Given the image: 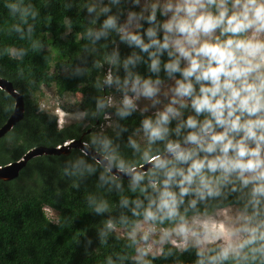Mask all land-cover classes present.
I'll use <instances>...</instances> for the list:
<instances>
[{"label": "clouds", "instance_id": "clouds-1", "mask_svg": "<svg viewBox=\"0 0 264 264\" xmlns=\"http://www.w3.org/2000/svg\"><path fill=\"white\" fill-rule=\"evenodd\" d=\"M0 4L5 31L39 49L33 0ZM78 10L91 15L77 59L92 61L74 74L96 72L95 106L79 117L103 123L69 148L62 172L97 174L85 198L108 213L99 244L124 239L102 264H185V252L190 264H264V0H78ZM15 51L0 55L21 59Z\"/></svg>", "mask_w": 264, "mask_h": 264}, {"label": "trees", "instance_id": "trees-1", "mask_svg": "<svg viewBox=\"0 0 264 264\" xmlns=\"http://www.w3.org/2000/svg\"><path fill=\"white\" fill-rule=\"evenodd\" d=\"M33 2L39 8L32 34L41 44L37 50L31 48L27 38L20 40L19 34L5 31L12 21L0 4V51L11 45L16 50L14 56L22 55L19 60L10 59L7 54L0 55V77L12 84L24 104L22 120L0 139V166L18 160L34 147H55L68 139H77L101 122L89 119L84 127L71 123L58 128L56 114L40 109L37 97L43 87H53L58 97L79 93V111L94 107L91 97L96 93L91 79L96 72L94 70L89 77L74 74L75 67L91 65V55L87 56L86 64L77 59L79 53L83 55L80 46L85 43L78 33L87 26L84 17L91 14L78 10V0ZM102 19L103 16L97 20V26ZM101 43H104L103 37L97 45ZM111 47L109 44L108 51ZM21 48L28 50L21 54ZM129 51L127 46L120 45L121 56ZM106 69L107 65L101 74ZM140 70L143 72V67ZM13 104V99L0 90V127L12 113ZM134 117L135 113L126 121L131 123ZM83 135L85 139L86 133ZM67 159L68 155L36 157L28 161L16 179L0 180V264H102L106 254L123 249L122 237L117 240L109 236L105 245L99 244L97 228L108 213L90 212L85 198L87 193L96 191L97 174L79 179L65 175L62 169L70 167ZM74 180L77 187L72 186ZM105 195L114 202L117 200L115 192ZM45 207L57 212L56 222L46 216ZM171 259L157 258L154 264H170ZM181 259L190 264L195 255L185 252Z\"/></svg>", "mask_w": 264, "mask_h": 264}, {"label": "water", "instance_id": "water-1", "mask_svg": "<svg viewBox=\"0 0 264 264\" xmlns=\"http://www.w3.org/2000/svg\"><path fill=\"white\" fill-rule=\"evenodd\" d=\"M0 90L4 91L13 99V109L10 116L7 118L5 123L0 127V139L3 138L11 129L23 118L24 104L22 96L13 88L12 84L7 80L0 77ZM89 132L87 130L85 133ZM83 133V134H85ZM79 138L74 139L72 144H64L63 146L55 147H44L37 146L27 152H25L18 160L12 161L4 166H0V180L1 181H11L19 176L21 170L26 166L28 161L33 158L44 156V155H68L69 148H75L80 145V140L83 139L84 135ZM62 145V144H61ZM99 159V157H97ZM147 168V165H145ZM115 172V169L112 170ZM123 175V174H121ZM123 179L127 180L124 176Z\"/></svg>", "mask_w": 264, "mask_h": 264}, {"label": "rangeland", "instance_id": "rangeland-1", "mask_svg": "<svg viewBox=\"0 0 264 264\" xmlns=\"http://www.w3.org/2000/svg\"><path fill=\"white\" fill-rule=\"evenodd\" d=\"M54 57V53H52ZM40 109L43 111L53 112L57 116V124L67 126L71 123H80L83 127L86 126L79 117V110H77V103L81 99L79 93H67L62 97L55 94L53 87H43L37 97ZM59 109V111L57 110ZM113 119V118H112ZM97 123L98 125L102 124ZM95 130H99L98 127ZM46 216L53 222L57 220V212L49 207H45Z\"/></svg>", "mask_w": 264, "mask_h": 264}, {"label": "flooded vegetation", "instance_id": "flooded-vegetation-1", "mask_svg": "<svg viewBox=\"0 0 264 264\" xmlns=\"http://www.w3.org/2000/svg\"><path fill=\"white\" fill-rule=\"evenodd\" d=\"M101 122H102V120H101ZM100 122V123H101ZM98 123V122H97ZM95 126H98V124L97 125H95ZM57 127H58V124H57ZM58 128H62V127H58ZM87 130H89V131H93L94 130V126L93 127H90L89 129H87Z\"/></svg>", "mask_w": 264, "mask_h": 264}, {"label": "built area", "instance_id": "built-area-1", "mask_svg": "<svg viewBox=\"0 0 264 264\" xmlns=\"http://www.w3.org/2000/svg\"><path fill=\"white\" fill-rule=\"evenodd\" d=\"M58 127H60V124H58ZM62 127V126H61Z\"/></svg>", "mask_w": 264, "mask_h": 264}]
</instances>
